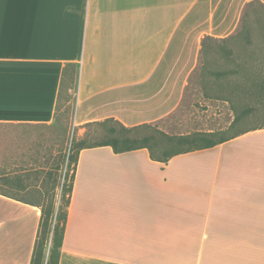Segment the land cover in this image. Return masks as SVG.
Instances as JSON below:
<instances>
[{"label": "crops", "instance_id": "0c3cea01", "mask_svg": "<svg viewBox=\"0 0 264 264\" xmlns=\"http://www.w3.org/2000/svg\"><path fill=\"white\" fill-rule=\"evenodd\" d=\"M252 1L0 0V123L52 124L68 63L78 124L156 123ZM41 215L0 193V264H31ZM58 264H264V127L168 162L81 149Z\"/></svg>", "mask_w": 264, "mask_h": 264}, {"label": "rangeland", "instance_id": "374dc122", "mask_svg": "<svg viewBox=\"0 0 264 264\" xmlns=\"http://www.w3.org/2000/svg\"><path fill=\"white\" fill-rule=\"evenodd\" d=\"M252 81H264L262 1L246 7L237 29L227 38L205 41L182 103L152 124L170 135L196 131L230 135L264 125V100L255 93H243ZM77 103V85L66 83L52 124L0 123V190L21 199L40 201L46 207L53 196L59 201L73 140L84 136L99 139L105 134L100 126L77 123L82 115ZM250 106L255 111L232 128L237 112Z\"/></svg>", "mask_w": 264, "mask_h": 264}, {"label": "trees", "instance_id": "16d2710c", "mask_svg": "<svg viewBox=\"0 0 264 264\" xmlns=\"http://www.w3.org/2000/svg\"><path fill=\"white\" fill-rule=\"evenodd\" d=\"M260 2V0H254L249 4ZM248 4V5H249ZM207 39H217L208 36L204 39L203 47ZM79 65L76 63H68L65 65L62 76V85L60 89V96L62 95L63 87L66 83L78 85L79 79ZM215 75L221 77L223 73H216ZM257 83L252 81L251 86L243 88V93L251 92V94H257L259 100H264V81ZM253 87H256L252 90ZM255 108L252 106L247 109H243L237 112L231 127H235L242 118L251 113ZM97 125L104 129V136L99 139L89 136H84L78 140H73L70 154L67 158L66 172L64 175V183L61 187V197L57 202L55 196L49 200L48 206L40 201H31L18 198L11 195L8 192L0 190L1 194L14 197L41 207L42 215L40 221V227L35 243L34 253L32 256L31 264H58L61 247L64 240L66 222L68 218V210L71 201V195L73 191V180L77 167V157L81 149L87 147L96 146H111L116 152H125L139 148H147L150 151L151 158L168 162V160L174 155L213 147L216 144L229 140L238 134L246 131L263 128L264 125L244 129L240 131H234L230 135H225L222 131H196L188 134L170 135L159 130L152 123H144L135 126L128 127L117 119L107 118L102 121L89 122L86 126ZM87 134V133H86ZM72 165V168H71ZM70 168L72 173L70 174ZM17 183H21L17 181ZM69 183V185H67ZM22 189H26L24 185H21ZM55 195V193L53 194Z\"/></svg>", "mask_w": 264, "mask_h": 264}]
</instances>
